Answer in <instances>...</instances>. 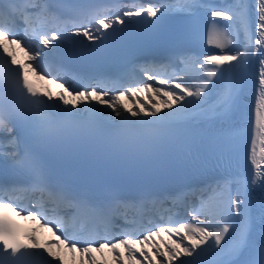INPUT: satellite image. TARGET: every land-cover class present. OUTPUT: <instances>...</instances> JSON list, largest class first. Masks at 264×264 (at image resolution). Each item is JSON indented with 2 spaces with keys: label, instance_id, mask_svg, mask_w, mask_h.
<instances>
[{
  "label": "snow or ice",
  "instance_id": "snow-or-ice-1",
  "mask_svg": "<svg viewBox=\"0 0 264 264\" xmlns=\"http://www.w3.org/2000/svg\"><path fill=\"white\" fill-rule=\"evenodd\" d=\"M200 6L201 0H191L181 8L148 4L125 10L122 15L143 17L137 23L155 29L160 24L156 19L158 15L161 19L175 11L194 15L192 9ZM58 7L51 0H11L7 12L4 6H0V157L6 156L12 161V167L27 172L36 191L84 209L105 221L109 220L113 210L128 207L126 202L119 200L93 203L86 197H77L62 189H50L40 157L29 152L21 154L18 136L12 134L17 127L26 136L51 146L87 144L96 142L87 122L107 119L111 123L108 133L110 151L125 160L156 163L169 159L178 139L199 152L203 142L168 136L163 130L187 120L189 113L208 103L218 74H229L226 89L210 112L198 113L191 119L227 122L242 114L243 95L254 63H258V71L254 80L257 92L253 129L254 136L260 138V161L256 158V140L251 139V175L224 177L210 189L208 199H202L199 207L193 209L191 222L157 225L155 230L146 229L139 237L126 232L114 240L105 238L98 246L95 242L78 246L74 236L66 234L69 229L65 221L50 219L43 212H29L24 215L25 220L42 221L41 227H46L54 235L60 233L54 242L41 243L35 229L24 233L14 218L0 211V264H22L24 258L36 254L33 249H43L54 261L68 264L60 254L61 247L72 254V264H161L157 257L164 258V264H174L177 260L180 264H204L202 257L208 253L218 257L211 264H264V162H261L264 161V0H232L226 7L208 8L211 18L230 22L223 25L227 32L216 33V43L219 49L229 48L233 54H207L195 61L194 64H198L204 73L198 85L188 86L190 80L184 76L172 78L166 73L162 76L156 69L148 68L143 75L152 83L129 85L122 90L100 84L74 87L59 74L58 65L53 71L51 58L64 43L83 42L75 37L92 41L122 31L113 26L123 25L125 20L120 14L112 17L101 15L98 10L92 14L91 20L73 23L69 32L68 27H60L67 21L55 14ZM17 19L23 22V34L14 30ZM108 29H112V33L107 32ZM183 35V26L178 24L170 39L180 40ZM33 37L38 41L35 46L30 42ZM18 51L24 53V60L17 58ZM188 59L184 57V60ZM225 63L229 64L228 68L222 67ZM209 64L214 66L211 70ZM30 74L40 79L54 77L50 83L58 84L62 91L39 90ZM6 94L17 101L15 110H6ZM138 97L143 98L150 108L140 103ZM125 99L131 100L133 106L125 103ZM162 110L167 111L161 115ZM216 147L217 161L222 160L227 166L231 154L226 145L218 143ZM12 190H15L14 186ZM257 190L261 193L259 197L255 196ZM3 191L4 187L0 185V193ZM14 203L11 198L5 201L0 197V209L11 208L21 216L22 212L16 211ZM173 236L179 239L174 240ZM183 241L188 242L186 246Z\"/></svg>",
  "mask_w": 264,
  "mask_h": 264
},
{
  "label": "bare ground",
  "instance_id": "bare-ground-1",
  "mask_svg": "<svg viewBox=\"0 0 264 264\" xmlns=\"http://www.w3.org/2000/svg\"><path fill=\"white\" fill-rule=\"evenodd\" d=\"M214 54L215 55H220V54H226L227 55V54H233V53L230 52L229 50H226V49H223V50L220 49V51H218V52H216ZM222 67L223 68H228L229 67V64L228 63H225L224 65H222ZM166 74L170 77V73H166ZM161 75L163 76L164 74H161ZM192 75H194L192 79L193 80L196 79L197 80V85H198L199 83H201L200 77L202 75H204V73H203V71L201 69L198 68V69H196V70L193 71V74ZM229 78L230 77H229V74L228 73H225L222 76L218 74V78H215V84H214L213 90H212V92L209 95L208 103L205 104L203 107H201L199 109H196L194 112H191L189 114L197 115L198 113L210 112V110L212 109V107L217 102V99H218L219 95L226 89V87L228 85V82H229ZM47 79L48 80H51L53 78L50 77V78H47ZM176 91L179 92L180 90H176ZM189 99H191V98H189ZM164 111L162 110V112L160 114L163 115ZM30 212H38V211L37 210H31ZM191 221H192V217L190 216V217H187L183 222H191ZM33 222H34L35 225H37L38 228H41L40 224H41L42 221H33ZM168 225L169 224H167V223L166 224L165 223H161V225H159V226H168ZM42 228H44L46 231L51 232L53 234V232L52 231H49L46 227H42ZM143 230L141 231L140 235H143L144 234V231ZM56 234H59V233L57 232ZM118 237H121V235L117 234V235H115L114 237H112L110 239L111 240H114L115 238H118ZM104 240H105V238L100 237L98 240H96L94 242L98 246V243L99 242H104ZM86 245H87V243H78V246H86ZM203 247H207V245H204ZM77 257H79V253H77ZM110 258L111 257H109V259ZM180 259L190 260V259H192V257H181ZM216 259H217V256H215L212 253H208L204 257H202V260L203 261H206L207 260V261H211L212 262V261H214ZM174 264H180V261L177 260V261L174 262Z\"/></svg>",
  "mask_w": 264,
  "mask_h": 264
},
{
  "label": "rangeland",
  "instance_id": "rangeland-1",
  "mask_svg": "<svg viewBox=\"0 0 264 264\" xmlns=\"http://www.w3.org/2000/svg\"><path fill=\"white\" fill-rule=\"evenodd\" d=\"M10 47H11V46H10ZM18 52H19V51H18ZM19 53H20V54H24L23 52H19ZM144 82L152 83V81H150V80H148V79H145ZM144 82H142V83H144ZM142 83H141V84H142ZM125 86H126V84L124 85V87H125ZM60 92H61V91H60ZM138 98H139V97H138ZM161 99H162V97H161ZM124 102H125V103H128L129 106H133L131 100L125 99ZM139 102H140V103H143V104L145 105L146 108H150V105L147 104V102H146L143 98H139ZM41 229H42L43 231H45L44 228L41 227ZM172 239H174V240H178L179 237H177V236H173ZM49 240H50V239H49ZM48 242H49V241H48ZM50 242H54V241H50ZM182 243H183L185 246L187 245L186 241H183ZM56 250H57V249H56ZM59 251H60V254H62L67 260L72 261V254L69 253V252L67 251V249H64L63 247H61V248L59 249ZM153 252H155V249H154V248H153ZM97 255H99V254H97ZM157 259L161 260V264H164V258H162V257H157Z\"/></svg>",
  "mask_w": 264,
  "mask_h": 264
}]
</instances>
